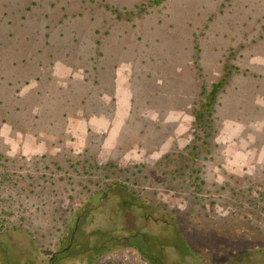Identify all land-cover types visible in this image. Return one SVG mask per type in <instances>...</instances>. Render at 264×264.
<instances>
[{"label": "rangeland", "instance_id": "obj_1", "mask_svg": "<svg viewBox=\"0 0 264 264\" xmlns=\"http://www.w3.org/2000/svg\"><path fill=\"white\" fill-rule=\"evenodd\" d=\"M118 235L264 264V0H0V264Z\"/></svg>", "mask_w": 264, "mask_h": 264}, {"label": "trees", "instance_id": "obj_2", "mask_svg": "<svg viewBox=\"0 0 264 264\" xmlns=\"http://www.w3.org/2000/svg\"><path fill=\"white\" fill-rule=\"evenodd\" d=\"M216 90H217V85H214V88L210 92V95L212 97L214 96ZM212 100H213V98L209 99L206 104L205 103L203 104V105H205V109H201V110L198 111L197 117L201 121L204 119L203 116L205 115L206 110L208 111L210 109V105H211ZM118 196L121 197V200H125V199L128 200L131 195L122 194V195H118ZM130 204L132 206H138V207H142L143 206L140 203H136V201H134V200L130 201ZM134 235L138 236L139 234H134ZM128 237L129 236H120V235H118V236H111V237H109V239L112 240L114 242L113 244H115V245H123V244L126 245L127 243L135 244ZM139 239L142 240L141 237H139ZM144 246H145V248L141 247L140 245H137L138 249L145 255L146 259L149 260L152 264H170L168 262V260L163 259L157 253H153L150 249L148 250V246L147 245L144 244ZM188 256H189V254H188L187 251L179 252V258L180 259H177L178 263H176V262L174 263L173 262L172 264H191V262L189 261ZM238 263L239 262H238L237 258L231 257L224 264H238Z\"/></svg>", "mask_w": 264, "mask_h": 264}, {"label": "flooded vegetation", "instance_id": "obj_3", "mask_svg": "<svg viewBox=\"0 0 264 264\" xmlns=\"http://www.w3.org/2000/svg\"><path fill=\"white\" fill-rule=\"evenodd\" d=\"M144 207V205L142 206V208ZM71 242V241H70ZM123 245H125V244H123ZM129 245H131V246H133L135 249H138V247H137V245L136 244H130V243H127L126 244V246H129ZM148 245V244H147ZM139 250V249H138ZM140 251V250H139ZM141 252V251H140ZM142 253V252H141ZM154 253V252H153ZM143 254V253H142ZM144 255V254H143ZM56 256H58L57 254H56ZM144 257H145V255H144ZM145 259H146V257H145ZM146 261H148V262H150L149 260H147L146 259ZM151 263V262H150ZM152 264V263H151Z\"/></svg>", "mask_w": 264, "mask_h": 264}]
</instances>
